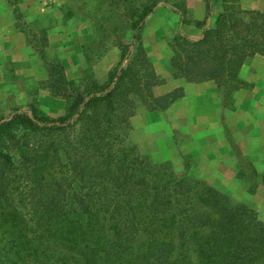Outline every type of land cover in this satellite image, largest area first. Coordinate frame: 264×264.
Listing matches in <instances>:
<instances>
[{"label": "trees", "instance_id": "obj_1", "mask_svg": "<svg viewBox=\"0 0 264 264\" xmlns=\"http://www.w3.org/2000/svg\"><path fill=\"white\" fill-rule=\"evenodd\" d=\"M124 1L133 50L120 46L106 83L77 86L61 61L46 59L44 85L66 100L64 113L52 117L29 102L0 117V264L263 263L256 210L189 170L152 161L130 141L140 105L164 110L183 89L152 91L164 80L142 28L159 1ZM204 2L199 36L173 37L168 69L188 82L214 80L229 104L246 85L239 76L246 60L264 56V11L222 0L208 23L213 0Z\"/></svg>", "mask_w": 264, "mask_h": 264}, {"label": "rangeland", "instance_id": "obj_2", "mask_svg": "<svg viewBox=\"0 0 264 264\" xmlns=\"http://www.w3.org/2000/svg\"><path fill=\"white\" fill-rule=\"evenodd\" d=\"M158 5L146 22L153 30L174 22L169 13L173 6L183 14L185 22H202L206 14L204 0H158ZM229 4L244 10L264 11V0H227ZM1 7L10 15L11 22H0V117L7 115L15 105L33 103L39 110L56 117L64 113L66 100L52 96L45 88L47 77L44 60L62 62L67 77L80 86L92 81L106 83L109 71L120 64L121 47L130 44L132 30L129 28L127 11L130 2L124 0H0ZM222 0H213L212 22L220 11ZM169 7L170 9H167ZM29 9L39 15L34 19ZM169 10V11H168ZM38 11V13H37ZM213 17V19H212ZM128 18V19H127ZM146 25V23H145ZM147 26V25H146ZM197 26V25H196ZM143 26L142 30H145ZM177 33L163 38V44L171 51V42ZM47 38V43L44 38ZM37 48H43L41 56ZM166 48L158 49L161 55ZM171 55V54H170ZM160 77V69L168 68V61L160 67L161 59L148 55ZM169 60V59H168ZM159 61V62H158ZM125 64V63H124ZM246 76L240 78L248 85L255 83L258 68H264V56L254 55L244 63ZM256 69V70H255ZM255 75H251V74ZM258 74V75H257ZM152 87L154 95L167 90L166 80ZM245 85V86H246ZM195 95V94H193ZM192 98V97H191ZM149 117L146 118L145 115ZM163 110H148L140 105L131 117L130 141L152 161H166L175 170L187 171L207 185L227 193L235 202H241L256 210L264 221V165L258 170L254 163L246 162L241 153L235 159L237 184L228 183L227 169L214 171V163L205 157H193L181 150L183 140L178 131L173 132L174 143L167 141L163 132ZM173 124V122H172ZM174 129L177 127L173 124ZM172 137V138H173ZM171 143H173L171 145ZM233 152L241 146L231 145ZM201 155L207 148L197 146ZM206 159V158H205ZM264 258H261V262ZM254 264L260 263L258 260Z\"/></svg>", "mask_w": 264, "mask_h": 264}, {"label": "crops", "instance_id": "obj_3", "mask_svg": "<svg viewBox=\"0 0 264 264\" xmlns=\"http://www.w3.org/2000/svg\"><path fill=\"white\" fill-rule=\"evenodd\" d=\"M167 9L170 8L167 7ZM29 11L34 19L39 16L35 9H29ZM5 13L0 5V22H11L10 15H5ZM169 13L174 22H169L162 27L157 26L153 30L149 22H145L146 29L142 30L143 47L148 55L162 60L163 64L160 63V67L167 63L171 54L169 48L164 46L163 38L179 31L191 37H198L201 31L200 27L194 25L193 22L182 23L180 15L172 9ZM156 48H166V51L163 50L159 55ZM244 66L240 71L244 75L243 79H248ZM256 71L258 74H263L264 68H258ZM159 73L166 80L167 90L165 92L176 87L183 89V95L163 110V132L167 141L171 139L174 143L173 132L178 131L183 140L182 152L189 153L195 158L205 157V161L209 159L214 163L212 165L214 171L227 169L230 182H222L223 185L237 184L235 182L237 167L232 163L236 164L234 158H237L239 153L245 157L246 162L254 163L258 170H262L261 167L264 165L263 75H259L255 83H248L235 91L230 103L225 104L214 80L188 82L184 78L173 77L169 69L165 67L160 69ZM145 117L148 118L149 114ZM172 122L177 126L175 129ZM231 145L241 146V152H239L240 149H235L233 152ZM197 146L207 148V152L210 153L201 155V152L199 153L196 149Z\"/></svg>", "mask_w": 264, "mask_h": 264}]
</instances>
